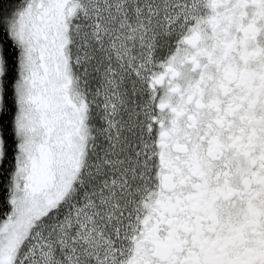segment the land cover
Listing matches in <instances>:
<instances>
[{"label":"flooded vegetation","instance_id":"af4514ba","mask_svg":"<svg viewBox=\"0 0 264 264\" xmlns=\"http://www.w3.org/2000/svg\"><path fill=\"white\" fill-rule=\"evenodd\" d=\"M76 1L27 0L21 9L30 10L38 83L61 75L56 36L65 25L64 9ZM189 2L172 0L173 15ZM14 25L13 12L5 16L4 31L17 48ZM180 27L179 20L178 38L149 77L151 185L118 264H264V0H205ZM7 64L2 61L1 93ZM14 67L17 112L18 52ZM63 89L65 100L56 89L30 98L48 113L39 119L42 138L29 159L26 186L33 194L56 189L65 161L76 162L70 149L72 158L62 162V148H76L73 131L80 123L63 109L75 105L70 88ZM2 110H9L3 93ZM3 129L1 120L0 136ZM90 132L96 140L99 132Z\"/></svg>","mask_w":264,"mask_h":264},{"label":"rangeland","instance_id":"374dc122","mask_svg":"<svg viewBox=\"0 0 264 264\" xmlns=\"http://www.w3.org/2000/svg\"><path fill=\"white\" fill-rule=\"evenodd\" d=\"M163 1L78 0L66 6L65 25L56 36L61 75L46 83L34 80L40 74L28 27L30 10L17 13L12 28L22 51L13 174L18 206L0 226V264H118L128 251L151 185L149 77L160 54H168L169 42L178 38L179 20L181 30L205 0L178 6L174 15L177 6ZM1 71L0 53V76ZM64 86L75 105L63 109L80 123L73 131L76 148L61 147L62 162L72 158L68 149L76 162L72 166L66 160L64 168L61 162L56 189L33 194L26 186L29 159L42 138L39 119L46 120L48 113L30 98L56 89L65 100ZM1 99L0 90V107ZM92 128L99 132L96 140L90 138ZM2 146L0 136V164ZM118 148L123 150L115 153Z\"/></svg>","mask_w":264,"mask_h":264},{"label":"trees","instance_id":"16d2710c","mask_svg":"<svg viewBox=\"0 0 264 264\" xmlns=\"http://www.w3.org/2000/svg\"><path fill=\"white\" fill-rule=\"evenodd\" d=\"M27 0H0V53L2 54V61L8 62L5 66V71L8 72V77H3V101L7 104L9 110L0 113V122L4 129L2 130L1 136L4 142L3 159L0 164V226L3 221L8 219L9 215L13 213L15 205L13 194L15 191L13 174L15 171V159L14 155L17 151V136H15V109H12V101L14 93L11 91L12 75L14 73L15 59L18 52L19 67L22 57V51L17 44V48L14 45V41L11 36L5 32L4 20L5 16L10 15L14 12V16L24 7ZM10 73V74H9ZM12 73V74H11Z\"/></svg>","mask_w":264,"mask_h":264}]
</instances>
